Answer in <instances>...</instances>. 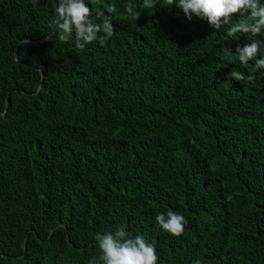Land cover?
Listing matches in <instances>:
<instances>
[{"label":"trees","instance_id":"16d2710c","mask_svg":"<svg viewBox=\"0 0 264 264\" xmlns=\"http://www.w3.org/2000/svg\"><path fill=\"white\" fill-rule=\"evenodd\" d=\"M86 2L115 32L78 49L47 35L49 0H0V264H88L120 225L157 264H264V69L236 54L264 34ZM169 210L183 235L156 222Z\"/></svg>","mask_w":264,"mask_h":264},{"label":"clouds","instance_id":"9594fccd","mask_svg":"<svg viewBox=\"0 0 264 264\" xmlns=\"http://www.w3.org/2000/svg\"><path fill=\"white\" fill-rule=\"evenodd\" d=\"M38 3V0H33ZM54 5V17L49 20L48 27L51 30L47 35L51 39L56 35L61 43L74 42V46L83 49L87 44L99 41L103 46L115 32L112 13L115 8L109 5L106 9L97 7L93 10L86 0H49ZM175 4L182 9L184 15L191 19L192 15L206 19L216 31L228 26L225 38L237 37L245 34L247 37H257L264 34V3L261 0H142V9L156 8L157 5L168 7ZM127 16L137 21L141 12L134 9L132 4L125 7ZM107 13V14H106ZM95 20L99 22H94ZM239 15L235 22L233 17ZM250 43L237 47L236 54L241 68H247L249 61H254L256 69H264V52L261 41L251 39ZM27 43L22 41L21 45ZM229 51V50H228ZM260 53V58L257 54ZM229 54L232 53L229 51ZM230 77L244 81L252 80V74L247 76L240 71H232ZM156 222L160 227L172 236H181L185 225L188 223L185 216L172 210L159 213ZM99 256H93L88 264H157L159 257L153 244L146 242L142 235L131 236L125 231L123 225L117 226V230L105 234L95 235ZM192 264H202L196 259Z\"/></svg>","mask_w":264,"mask_h":264},{"label":"water","instance_id":"95a60500","mask_svg":"<svg viewBox=\"0 0 264 264\" xmlns=\"http://www.w3.org/2000/svg\"><path fill=\"white\" fill-rule=\"evenodd\" d=\"M45 39H48V38L46 37ZM42 40H44V39H40V41H42ZM31 42H36V41H34V40H31Z\"/></svg>","mask_w":264,"mask_h":264}]
</instances>
